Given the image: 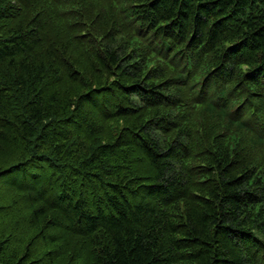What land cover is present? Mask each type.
I'll list each match as a JSON object with an SVG mask.
<instances>
[{"label": "trees", "instance_id": "1", "mask_svg": "<svg viewBox=\"0 0 264 264\" xmlns=\"http://www.w3.org/2000/svg\"><path fill=\"white\" fill-rule=\"evenodd\" d=\"M0 264H264V0H0Z\"/></svg>", "mask_w": 264, "mask_h": 264}]
</instances>
